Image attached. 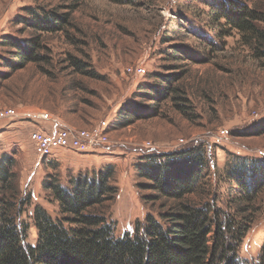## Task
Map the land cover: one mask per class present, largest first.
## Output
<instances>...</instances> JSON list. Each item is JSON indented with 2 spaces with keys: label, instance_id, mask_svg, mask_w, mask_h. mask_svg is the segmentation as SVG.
<instances>
[{
  "label": "rangeland",
  "instance_id": "374dc122",
  "mask_svg": "<svg viewBox=\"0 0 264 264\" xmlns=\"http://www.w3.org/2000/svg\"><path fill=\"white\" fill-rule=\"evenodd\" d=\"M214 1L0 0V108L20 113L0 123V157H12L15 188L23 200L31 197L17 218L27 232L24 247L37 245V206L61 217L58 202L44 189L47 178L68 187L75 177H92L114 165L117 196L101 210L121 236L148 215L159 218L160 211L179 203L155 197L148 181L137 176V164L149 155L200 146L207 164L197 191L187 198L211 205L212 216L219 211L249 223L238 255L242 264H259V256L264 264V186L260 213L251 222L248 214L236 215L229 207L237 185L227 178L232 165L264 159V58H255L235 30L213 24L209 11ZM241 1L264 9V0ZM28 8L68 14L70 24L57 33L35 32L28 25ZM35 36L46 46L40 61L16 70L8 66L14 50L3 45L4 37L24 41ZM139 66L142 75L128 71ZM174 75L170 85L162 80ZM162 84L165 97L150 89ZM126 105L142 115L124 122ZM42 113L80 129L106 121L109 143L88 153L62 152L58 161L41 159L26 127L56 128L39 118ZM5 130L12 135H3ZM221 130L230 135L218 142Z\"/></svg>",
  "mask_w": 264,
  "mask_h": 264
},
{
  "label": "trees",
  "instance_id": "16d2710c",
  "mask_svg": "<svg viewBox=\"0 0 264 264\" xmlns=\"http://www.w3.org/2000/svg\"><path fill=\"white\" fill-rule=\"evenodd\" d=\"M27 10L31 15L28 25L35 32L57 33L70 24L68 14ZM209 14L213 24L222 22L235 30L255 58H264V9L253 8L241 0H215ZM204 36L212 42L208 35ZM2 43L14 50V59L6 60L14 70L24 67L26 62L40 61L46 49L39 36L24 41L4 37ZM170 78L176 76L162 80L170 85ZM164 88L163 84L150 87L165 97ZM141 111L133 105L124 106L121 114L127 116L123 121L129 116H141ZM204 155L205 150L196 146L173 154L149 155L139 162L137 176L148 181L145 185L156 192L155 197L179 200V203L171 211H160L159 218L148 215L133 232L129 230L121 236L116 234V224L108 219L106 210H101L117 196V188L112 186L114 165L92 177H75L68 187L62 186L57 178H47L44 189L58 202L61 217L53 218L46 209L37 206L34 212L37 245L24 247L27 232L23 226L20 228L17 218L31 197L23 200L22 193L15 188L14 160L3 154L0 157V264H242L238 252L249 223H237L233 216H223L219 211L212 216L211 205L194 204L187 198L197 191L203 179L207 164ZM229 170L226 176L235 181L237 188L228 205L236 215L248 214L254 222L262 202L264 159L238 162ZM261 259L259 256V264Z\"/></svg>",
  "mask_w": 264,
  "mask_h": 264
},
{
  "label": "built area",
  "instance_id": "2783aa9c",
  "mask_svg": "<svg viewBox=\"0 0 264 264\" xmlns=\"http://www.w3.org/2000/svg\"><path fill=\"white\" fill-rule=\"evenodd\" d=\"M128 71L134 75H142V67L129 68ZM20 113L16 108H0V123L19 117ZM39 118L43 121L53 122L56 128L49 127L45 131L34 129L30 133V140L33 142L36 152L41 159L46 158L50 161H58L60 153H88L101 144L109 143L108 122L102 121L99 125L91 128H75L64 124L59 118L42 113ZM230 135L228 130H221L216 139L218 142ZM185 143L184 139H181ZM146 147L152 149V142H148ZM211 160L213 155L209 152ZM58 159V160H57Z\"/></svg>",
  "mask_w": 264,
  "mask_h": 264
},
{
  "label": "crops",
  "instance_id": "0c3cea01",
  "mask_svg": "<svg viewBox=\"0 0 264 264\" xmlns=\"http://www.w3.org/2000/svg\"><path fill=\"white\" fill-rule=\"evenodd\" d=\"M34 129H36V128H32L31 126H27L26 127V131H28V130H30V133L34 130ZM12 133H13V131H11V130H5L4 132H3V135H8V134H10V135H12ZM65 155V154H64Z\"/></svg>",
  "mask_w": 264,
  "mask_h": 264
}]
</instances>
